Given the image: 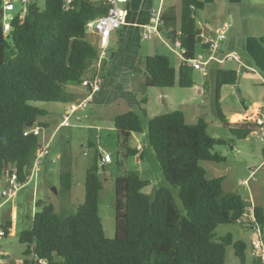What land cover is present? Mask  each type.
<instances>
[{
    "label": "trees",
    "instance_id": "obj_1",
    "mask_svg": "<svg viewBox=\"0 0 264 264\" xmlns=\"http://www.w3.org/2000/svg\"><path fill=\"white\" fill-rule=\"evenodd\" d=\"M178 34L173 17L160 16L163 35L173 44L180 41L183 63L174 69L164 55L144 60L145 85L171 89L193 87L194 68L185 61L197 51L196 16L214 0H180ZM165 10L173 6L164 1ZM0 0V182L15 174L24 182L30 174L40 140L24 132L34 126L47 128V111L40 104L73 103L67 84H81L97 61L99 51L87 40V24L107 12L105 4L92 0H73L68 8L62 0H43L28 4L20 19L10 21L3 33ZM264 46V37H259ZM205 47L202 46V50ZM237 72L217 69L215 73V109L231 136L246 139L256 124L227 121L220 112V89L235 85ZM146 98H138V112L116 116L113 126L119 152L133 157L137 150L128 146L131 134L142 133L141 117L146 116ZM42 118V119H41ZM148 147L152 149L162 176V184L152 193L143 190L149 181L138 171L115 178L114 237H105L98 209L102 190L96 151L85 171L83 202L75 213L61 215L52 203L35 202L38 212L31 225L21 231L18 241L24 246L19 264H225L231 247L240 264L246 263V244L230 233L217 237L219 225L237 223L244 214L246 201L237 193L223 189V177L208 179L200 162L222 163L225 158L214 152L226 141L207 133L208 123L200 118L187 124L181 111H171L148 119ZM60 193L72 189V173L58 176ZM256 224L264 228V209L253 207ZM5 237L11 228L3 224ZM263 234V233H262ZM6 264H12L7 262Z\"/></svg>",
    "mask_w": 264,
    "mask_h": 264
},
{
    "label": "crops",
    "instance_id": "obj_2",
    "mask_svg": "<svg viewBox=\"0 0 264 264\" xmlns=\"http://www.w3.org/2000/svg\"><path fill=\"white\" fill-rule=\"evenodd\" d=\"M93 2L103 4V0H92ZM164 1L167 5H172L173 10H165ZM214 0L213 4L216 3ZM223 3V19L222 24L228 28L227 37L222 42L218 56L233 54L237 55L240 59L239 62L234 63L233 66L224 68V63L218 64L211 62L208 67V75L204 78L203 83L198 85L194 81V85L188 88L191 91L197 92V95L204 96L206 93L215 92V73L217 69L234 70L237 72V82L235 85H225L220 89L219 106L223 110V115L229 123H252L256 113L262 105H264V46L259 41V35L255 32H244L242 20L228 11L227 6L237 9V6L241 3V0H220ZM180 0H127L125 4L120 7L125 15V25L119 30L114 32L108 40V46L106 49L107 57L102 61L100 67H96L93 64L88 70V76L91 77L95 74L101 75L103 78V84L98 93L95 94L92 102L84 111L75 112L70 117L71 126H60L62 115L65 109H61V113L56 112L57 108H52L47 111V116L43 118L51 131L44 132L42 139L44 142H50L49 148V160L46 163L57 164L61 159V151H55L51 149L52 141H54L59 134L63 138L65 143H68L72 137V134L68 129L75 127V124H80L82 120L75 116L76 113H88L92 115L96 112L104 110L108 113L109 124H105L104 128L110 133H115L114 142L108 146L103 147L101 141L93 142L91 140H84V136L78 139L76 143H80V147L93 148L98 152H104L110 154L111 162L115 163L117 168H122L126 163V157L119 152L117 143V134L113 126V120L116 116L124 114L128 111L138 112V96L137 92L140 91L146 94L148 97L146 102V116L141 117L142 133L131 134L129 137L128 146L131 149L137 150V154L133 156L134 164L139 166L140 178L149 181V185L145 189L146 194L152 193V191L160 185H155L156 179L159 175L156 172V168H160L156 157L151 148L148 147V132L147 121L153 117L159 116L162 105L174 106L173 94L176 88L161 89V92L155 91L157 88H151L150 92L145 85L144 75V60L147 56L160 54L165 55L174 69H178L183 63V57L177 50L171 47V44L165 40L163 35V28L157 35L143 40L142 33L145 27L154 23V21H160V16L166 14L167 17H173L174 24L173 29L178 33L180 23ZM211 6V5H210ZM207 9V8H206ZM206 30L203 34V39L200 43V48L203 46V42L206 38L212 36L215 31L221 26L218 25L214 29L209 23H205ZM153 39V42L149 44V47L143 49L140 54L141 43L147 40ZM87 40L96 46L99 51V37L88 33ZM162 48H165L166 53ZM201 49L197 52L199 53ZM91 72V73H90ZM242 75V77H240ZM139 88V89H138ZM66 92L71 96L72 102H78L86 97L87 90L79 84H67L65 86ZM243 90V91H242ZM154 91V92H152ZM168 91V92H166ZM181 97V102L178 104L184 108L182 113L185 117V121L189 118V123L192 124L203 118V114L197 111H188L189 105H182L183 102H192L194 97ZM214 99V95H213ZM62 105V104H60ZM63 107L67 105H62ZM215 106V99L213 108ZM89 109V112L87 110ZM156 112V113H154ZM152 113L156 115H151ZM217 114V113H216ZM73 118V119H71ZM219 120V118H218ZM97 128H100L97 126ZM139 135V136H137ZM96 139H100L96 135ZM83 142V143H82ZM115 154V156H114ZM101 154H98V158ZM47 156V157H48ZM100 163L101 159L99 158ZM109 162V163H111ZM264 162V159L262 163ZM149 164V165H148ZM104 170V177H111L110 171L106 170L107 164H101ZM48 173H52L54 168L46 169ZM42 169L40 168L39 175ZM40 177V176H39ZM100 177V176H99ZM120 177V176H118ZM117 178V177H116ZM100 179H102L100 177ZM153 181V182H152ZM35 189V188H34ZM35 193V192H34ZM17 195V194H16ZM48 199V198H47ZM49 200V199H48ZM56 207V206H55ZM57 209V207H56ZM58 211H61L59 209ZM9 217L0 221L3 225L6 222H10L11 228L8 236H12L15 233V224L17 211L15 207H12L9 211ZM8 253H0V264H6L9 262ZM22 261V260H21ZM19 261V263L21 262ZM254 264L250 257V248L246 250V263Z\"/></svg>",
    "mask_w": 264,
    "mask_h": 264
},
{
    "label": "rangeland",
    "instance_id": "obj_3",
    "mask_svg": "<svg viewBox=\"0 0 264 264\" xmlns=\"http://www.w3.org/2000/svg\"><path fill=\"white\" fill-rule=\"evenodd\" d=\"M222 3L223 2L220 0L216 1L215 4L212 3L210 4L211 6L208 5L204 10L197 13L195 31V44L197 52L200 49L202 50V48H200V43L206 30L205 23H209L213 29L223 23L222 17L224 13L223 8L221 7ZM21 7L22 4L17 3L15 5L13 15L17 14ZM227 9L233 13L235 17H240L244 32H255L259 35V37H264V0H241L237 9L229 6H227ZM152 42L153 39L142 42L140 54L143 49L149 47V44ZM162 49L165 53L167 52L165 51V48ZM231 62L224 63V68L230 65L233 66L234 63ZM240 77H242V75ZM193 79L197 85L199 83H203L204 81V77L198 70H194ZM147 88V92L152 90L149 87ZM156 90L157 92H161V89L157 88L155 91ZM173 92L175 105H162V109L158 112L159 115L171 111H184V108L178 105L181 102L180 96L185 97V99L194 97V101L182 103V105H189V110L186 111L187 108H185L184 113H187L188 111H197L200 114L202 113V119L208 123L207 133L211 137H217L226 141V144L216 146L213 150L214 152L221 154L225 158V162H200V166L206 172V177L208 179L223 177L224 180L222 186L226 192L237 193L243 197L246 201L247 208L252 205L264 209V162L262 163L264 159V143L258 138V132L255 131L254 133H251L244 140H238L231 136L228 130L223 127L220 120H218L215 106L213 108L214 92L211 93L210 91V93H206L204 96H198L197 92L194 93V91L189 89L176 88ZM137 93L139 98L148 97L140 91ZM40 107L45 110L57 108L56 112L60 114L61 109H65L66 106L63 107L60 104L45 103L40 104ZM222 111L223 110L220 109V112L223 114ZM87 112H89V109ZM154 113L151 115H156ZM75 116L79 117L82 122H80V124H75V127L68 129V131L72 134L70 141L65 143L60 134L54 141H52L51 149H54L55 151L60 150L62 159L57 164H49L46 163V161L49 160L50 156L46 157L43 160V165L40 166L42 172L40 175L38 173L36 181L35 179H32L29 184L25 185L13 199L7 201L0 209V221H4V219L9 217V211L12 207H15L17 211L15 233L12 236L0 239V253H8L9 262L12 264H19V261L24 259L22 255L24 246L19 243L18 235L21 231L27 229L31 225L32 215L39 211L38 208L35 207L36 201L43 200L48 203H52L57 207V211L61 209V211L58 212L63 216L74 214L76 207L83 202V182L85 178V171L94 160L95 149L94 147L82 149L79 146L80 143H76L78 139H81V137L84 136L83 142L86 140H91L93 142L101 141L103 147H108L114 142L113 139L115 133H110L106 130V128H104L105 124H109L108 113L106 111L101 110L92 115H88V113H76ZM186 121L189 123V118H187ZM97 126L100 128H97ZM45 131L49 133L51 128H43V132ZM96 135L100 137L99 140L96 139ZM98 154H101V151L98 152ZM126 159V163L122 168H117L114 162L107 163L106 170L110 171L112 174L110 178L103 176L105 172L102 169L99 160L98 174L102 178V190L98 196V209L103 231L105 237L108 239H112L114 237V180L118 176L126 175V173L131 170L136 171L141 168L134 164L133 157L129 156L126 157ZM48 166L52 169L54 168V170L46 176V173H48L46 170ZM64 170L72 173V189L70 192L63 194L60 193L58 176L59 173ZM157 171L159 178L156 179L155 185H161L162 176L158 168H156V172ZM251 172H254L252 176ZM244 181L246 182L245 184ZM145 189L143 190L144 193ZM227 233H230L234 240L243 241L246 244L247 249L250 248L251 251L250 241L251 238L255 236V233L252 230L245 228L239 223L219 225L215 230L217 237H222ZM262 233L264 238V228ZM225 264H240L238 258L234 254V250L231 247H228L226 250Z\"/></svg>",
    "mask_w": 264,
    "mask_h": 264
},
{
    "label": "built area",
    "instance_id": "obj_4",
    "mask_svg": "<svg viewBox=\"0 0 264 264\" xmlns=\"http://www.w3.org/2000/svg\"><path fill=\"white\" fill-rule=\"evenodd\" d=\"M43 0H1L2 4V24L3 33L7 35L10 31V21L13 17V12L15 11V5L17 3L22 4L21 9L18 12L20 19H22L26 13V7L28 4L41 2ZM65 7L68 8L73 0H62ZM127 0H103V4L107 6V12L98 17L97 19L89 22L87 24V32L94 34L99 37V55L97 61L94 63L96 67H100L102 61L107 57L106 49L108 46L109 37L125 25V15L121 9V5L125 4ZM162 22L154 21L153 24L144 28L142 33V39H149L160 32ZM228 28L225 25H221L215 33L206 38L203 42V47L205 50H201L199 53L190 59L186 60V65L198 70L201 75L205 78L208 75V67L211 62H216L222 64L224 62H239L240 59L237 55L228 54L218 56L219 48L222 42L227 37ZM178 34V33H177ZM173 48L180 52V41L175 39L172 44ZM103 84V78L99 74H95L89 78L84 79L80 86L87 90L86 97L78 102L68 104L65 107V112L62 115L60 126H71L70 117L79 111H84L89 104L92 102L96 93L99 92ZM252 123L256 124L255 131L258 132V138L264 143V105L260 107L256 113ZM43 128L40 126H34L27 129L24 135H32L37 137L39 140L42 139ZM50 148V142H40L39 148L36 150L35 158L30 169V174L24 182H19L15 174L6 175L5 178L0 182V209L9 200L13 199L16 194L27 184L38 176L40 171V166L43 165V160L48 156ZM101 164H107L111 162L110 154H105L101 152L100 155ZM254 172H251V176ZM246 182L244 181V184ZM253 207H246L244 214L238 220L237 223L243 225L245 228H249L255 233V236L251 238L250 241V257L254 264H264V238L261 233L260 227L256 224ZM5 237V231L3 225L0 224V239ZM40 264H46L44 261H40Z\"/></svg>",
    "mask_w": 264,
    "mask_h": 264
},
{
    "label": "water",
    "instance_id": "obj_5",
    "mask_svg": "<svg viewBox=\"0 0 264 264\" xmlns=\"http://www.w3.org/2000/svg\"><path fill=\"white\" fill-rule=\"evenodd\" d=\"M99 158H100V156H99ZM102 169H103V167H102Z\"/></svg>",
    "mask_w": 264,
    "mask_h": 264
}]
</instances>
